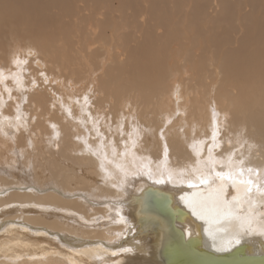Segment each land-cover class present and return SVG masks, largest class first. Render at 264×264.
Wrapping results in <instances>:
<instances>
[{
	"label": "bare ground",
	"instance_id": "bare-ground-1",
	"mask_svg": "<svg viewBox=\"0 0 264 264\" xmlns=\"http://www.w3.org/2000/svg\"><path fill=\"white\" fill-rule=\"evenodd\" d=\"M12 1L0 264H164L162 196L198 248L264 255V0Z\"/></svg>",
	"mask_w": 264,
	"mask_h": 264
},
{
	"label": "water",
	"instance_id": "water-1",
	"mask_svg": "<svg viewBox=\"0 0 264 264\" xmlns=\"http://www.w3.org/2000/svg\"><path fill=\"white\" fill-rule=\"evenodd\" d=\"M162 197L164 198L153 202L156 207L146 211L143 209L141 215L144 220L142 226L150 228L158 235L162 234L161 241L157 240L156 244L158 247L162 244L158 256L164 264H264V255L245 254V247H240L244 256L231 261L226 256L235 249L231 252L219 253L209 248H198L201 239H186L183 230L176 226V220L186 215V212L180 208L172 209L170 200L165 196ZM151 214L153 217L150 218L153 220L166 221V228L158 225L157 221L149 223L152 221L149 220L150 218L147 220V217Z\"/></svg>",
	"mask_w": 264,
	"mask_h": 264
},
{
	"label": "snow or ice",
	"instance_id": "snow-or-ice-1",
	"mask_svg": "<svg viewBox=\"0 0 264 264\" xmlns=\"http://www.w3.org/2000/svg\"><path fill=\"white\" fill-rule=\"evenodd\" d=\"M2 74V73H0ZM85 101H87V97H85ZM122 127V126H121ZM163 175V174H161ZM216 177H219L221 179H223V174L222 173H216L215 174ZM151 175H149V179H151ZM211 177H208V178H204V177H201L200 178V183L201 184H207L208 183V179H210ZM168 180L171 179V176L169 175L167 177ZM157 183H165L166 180L165 179H160L158 181H156ZM248 184H252V180H249L247 181ZM258 191H260L259 188H257ZM248 192H251L252 189L251 188H248L247 189ZM181 199H183V197H181ZM215 210L216 211H225V207L223 205V203H217V205L215 206ZM193 212H196V207H193ZM199 214V213H197ZM230 215V213H229ZM201 219H203V216H201ZM236 220L239 221L238 223V226H237V231H236V234L234 235L233 237V243L238 245L241 243V239L243 238L244 235L248 234H252L255 229L252 227V217L251 216H248L247 218H240V217H235ZM262 231V234H264V229L261 230ZM128 251H130V249H128Z\"/></svg>",
	"mask_w": 264,
	"mask_h": 264
},
{
	"label": "rangeland",
	"instance_id": "rangeland-1",
	"mask_svg": "<svg viewBox=\"0 0 264 264\" xmlns=\"http://www.w3.org/2000/svg\"><path fill=\"white\" fill-rule=\"evenodd\" d=\"M15 1H12L11 3H15ZM246 1H247V3H251L250 0H246ZM260 13H262V12H260ZM21 15H27V14H25L24 12H22ZM259 15H256V17L259 18V17L262 16V15H260V16ZM238 247L240 248V247H245V246L244 245H241V246L239 245ZM238 247L236 248V250L232 251L231 254H229V255L226 256L228 260H230V261L231 260H235V259H238L239 257H241V255L242 256L244 255V254H242L243 252L241 251V249H239ZM239 252H241V253H239Z\"/></svg>",
	"mask_w": 264,
	"mask_h": 264
}]
</instances>
